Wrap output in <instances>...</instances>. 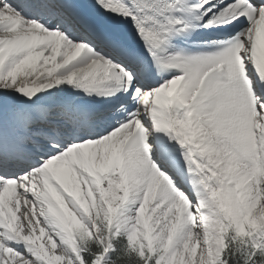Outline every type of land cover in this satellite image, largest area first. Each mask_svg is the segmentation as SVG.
Returning a JSON list of instances; mask_svg holds the SVG:
<instances>
[{
  "label": "snow or ice",
  "instance_id": "6c2138e0",
  "mask_svg": "<svg viewBox=\"0 0 264 264\" xmlns=\"http://www.w3.org/2000/svg\"><path fill=\"white\" fill-rule=\"evenodd\" d=\"M0 264H264V0H0Z\"/></svg>",
  "mask_w": 264,
  "mask_h": 264
}]
</instances>
